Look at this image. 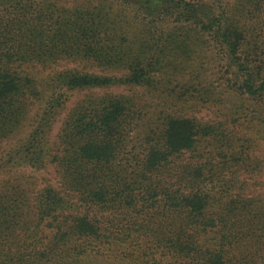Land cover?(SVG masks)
I'll return each instance as SVG.
<instances>
[{
	"label": "trees",
	"instance_id": "16d2710c",
	"mask_svg": "<svg viewBox=\"0 0 264 264\" xmlns=\"http://www.w3.org/2000/svg\"><path fill=\"white\" fill-rule=\"evenodd\" d=\"M73 1L0 0V264H108L112 244L133 263L264 264V196L232 193L239 171L263 172L251 141L180 115L155 126L134 93L181 99L173 74L189 59L205 73L221 66L222 98L264 105L261 26L248 22L264 0ZM69 92L83 94L53 149ZM149 123L147 145L122 167L129 132ZM49 164L62 191L32 198L28 177L12 176Z\"/></svg>",
	"mask_w": 264,
	"mask_h": 264
},
{
	"label": "rangeland",
	"instance_id": "374dc122",
	"mask_svg": "<svg viewBox=\"0 0 264 264\" xmlns=\"http://www.w3.org/2000/svg\"><path fill=\"white\" fill-rule=\"evenodd\" d=\"M62 1L67 2L68 7H72L74 4L73 0ZM257 21L261 28L259 29L256 27L254 32L256 38L260 39L262 49L261 54H263L260 59H262L264 63V8H261V11L259 12H255V10L252 11V14L248 17L249 25L254 24ZM252 44L253 42L243 50L247 55H251V53L254 54ZM211 56L215 57L214 54ZM65 65V63H62L60 68L67 67ZM184 65H187L188 68L185 72L178 71L173 74L176 76L175 79L180 82H177L174 86L179 85L176 87L181 89L179 92V95H182L181 99H177V95L174 93L166 92V89L169 88H161L164 89V91L159 90L158 92L150 91L149 88L145 87L134 89V93L140 102L139 104L144 109L146 115L145 118L154 122L155 126H157L159 119L161 121V119L169 115H180L195 118L203 125L213 124L219 126L221 123V127L237 128V132L243 135H240V137L247 136L243 139L244 141H251V144L254 147L253 151L256 150L255 156H258L264 161V122L262 123V121H264V105L255 99H245L244 96L237 93L232 95L233 99L231 100V96L228 97L225 95V97L222 98V93L224 94V92H227V94H230L231 90L226 78H220L223 74L220 70L221 66L218 68H210L211 70L209 69L207 73H205L207 68L199 65L198 61L188 59ZM48 74L49 72H45L40 74L39 77L43 78ZM213 84H215V86H213ZM217 86L219 90L215 91L214 88ZM99 91L102 92L101 90ZM82 94L83 93L80 92H69L67 94L69 98L64 105V110L57 117L58 119L56 123H54L48 134V141L53 149L58 148V138L64 120L75 106L76 102L82 97ZM150 124L151 123L147 124L146 127H143L142 129L135 128L133 132H129L126 138V141L128 142L124 149L122 148L121 151H119V159L116 160V162L122 167L124 159L130 158V154L132 155L133 151L137 154L143 149L142 146L147 145L148 140H150V138H148L149 133L153 135V131L155 130V126L153 125L154 128L145 135V131L148 130ZM14 142L15 139L4 143L5 145L2 147L1 152L9 149ZM204 147H206V144H204ZM262 170V173L251 174L242 170L239 171V174L237 175L239 182L232 190V193L235 194L237 192L239 185H244L243 191L246 195L264 196V166L262 167ZM22 175L28 177L26 181L29 182L27 186L33 191L30 195L32 198H35L40 189L48 186L59 191L63 190L61 179L53 165L49 164L45 169L39 171L24 169V172L22 173L21 171L16 170L12 176L15 178L21 177ZM108 215L109 214L105 215V219H100L105 221L109 218ZM83 246H86V244H83ZM126 252H128L126 248L117 244H112L102 249L103 259L107 261L108 264H117L118 261L123 264H154L152 257H143L136 263H133L128 259L127 261L124 259ZM122 260L126 261L122 262ZM169 261L170 259H165L164 264H167ZM98 264H101V262Z\"/></svg>",
	"mask_w": 264,
	"mask_h": 264
}]
</instances>
